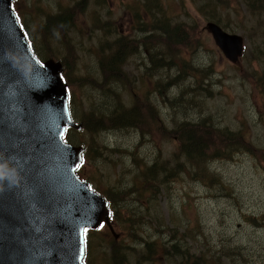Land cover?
Returning a JSON list of instances; mask_svg holds the SVG:
<instances>
[{"label": "trees", "instance_id": "1", "mask_svg": "<svg viewBox=\"0 0 264 264\" xmlns=\"http://www.w3.org/2000/svg\"><path fill=\"white\" fill-rule=\"evenodd\" d=\"M242 1L246 4L249 13L242 17L241 23L247 20L252 24L253 31L258 32L261 43L256 47V53H258V59L264 60V0ZM144 5L148 7L157 6L166 12L163 0H145ZM142 6L138 2L134 8L139 9ZM230 8L235 9L238 14V0H207L199 6V10L207 20H213L223 28L236 32L237 26L231 22L230 15L223 14V11H228ZM138 16L140 15L138 14ZM170 20V16L160 19L157 24L160 29L152 35L149 34L140 38L137 43H142L143 48L146 47L147 51L151 53L149 57L150 60H153L151 63L155 76H157L156 90L165 102L171 104L173 118L179 117L175 120L174 128L169 130L165 126L160 115L147 100L146 94L144 96L137 95L138 99L137 101L135 99V105L126 108L120 96H117L116 99L114 93L111 94L110 91L108 96L113 101L112 107L103 108L104 105L99 112L91 109L86 113L84 126L92 134L90 141L86 143L87 154L99 153L100 155V149H108L107 152L111 155L122 153L127 154L131 159L128 165L123 164L119 177V180L127 177L131 185L127 188L109 186L106 189V195L115 206V220L118 222L121 231L132 238H137V240L142 239L144 252L139 250L138 264L143 262L156 264L163 257L174 258L180 264H264V259L251 262L253 256L264 253V245L262 244H259V250L252 251H247L241 247L244 246L243 244L232 246L224 243L214 247L207 240L204 241L203 245L196 244L192 248L187 246L183 239H191L194 243H200V239L206 238L198 216L194 215L197 207L190 198L182 203L183 211L191 213L189 214L191 219L186 225H184V220L176 214L180 210L172 209L169 217L170 225L166 223L160 211V203L156 199L157 195L166 196L172 190L179 187L184 188L185 177L196 179L208 188H213L216 183L221 189L231 191L229 186H222L217 179H213L216 177L212 174L209 165L216 161L233 159L239 153H249L264 165V148L255 146L248 136L249 134L243 129L234 130L229 126L221 128L215 121V117L202 113L196 117L192 116L193 113L190 114L185 110L187 104L189 107L202 109L201 104L205 102L203 95L196 92L197 89L202 92L204 69L195 66L192 62L193 54L201 45H204V39L200 28L194 29L193 26L186 25L182 21L172 23ZM49 22L51 24V29L49 26L50 31L55 30L65 34L61 24L62 22L67 23V21L54 17ZM137 22L143 25L145 21L137 20ZM149 29H154V27L149 26ZM132 46V42L117 38L115 49L119 51L110 55L105 53L102 56L104 62L120 66L123 61H126L128 49L130 48V52L137 47L131 48ZM121 67L122 65L119 69ZM173 69L177 70V73L172 75ZM113 74L114 72H112ZM115 74L122 79L125 76L120 72ZM188 76L194 78L189 84L186 83ZM253 77L254 81L251 88L264 103V71L259 73V77L256 74ZM181 82L183 86L181 96L177 98V93H171L169 97L170 86L180 85ZM106 83H108V79ZM75 89L74 86H71L73 93H75ZM172 98L174 99L169 101ZM139 105H143L144 108L139 110ZM109 129H137L142 138L147 134L153 139L165 135L168 138H175L177 146L172 156L169 157H163L159 149L158 157L153 164H149V161L142 156L141 144L130 151L128 149L110 148L98 143L95 138L96 134ZM124 158L127 159L126 156L121 155V163L124 162ZM161 190H165V192L162 193ZM187 194L189 196L188 192ZM251 218L248 216L245 219L251 220ZM260 219L264 220V214ZM181 226L184 227V234L175 235ZM147 229H150L149 233L150 235L154 234V237L143 238L144 233L147 235ZM165 234H170V237L175 240L166 244ZM112 246L113 260L111 264H132V260L130 262L128 258L131 245L129 247L123 242L113 240Z\"/></svg>", "mask_w": 264, "mask_h": 264}, {"label": "rangeland", "instance_id": "2", "mask_svg": "<svg viewBox=\"0 0 264 264\" xmlns=\"http://www.w3.org/2000/svg\"><path fill=\"white\" fill-rule=\"evenodd\" d=\"M57 1L58 0H51V4L55 5ZM198 3H202V0H183L181 5H176L173 0H170L168 2V9L169 11H176V15L182 16V18L189 19L190 17V19H196L198 23L204 25L207 22L196 12ZM110 7H113V3H110ZM122 13V10L108 8L107 15L104 13L103 18L110 19V14L118 16ZM127 16L128 13L123 14L118 18L117 22L120 26L119 28L125 31L127 29ZM234 20L239 27L238 33L244 36L246 44L245 56L240 63L234 65L223 57L222 53L215 47L214 41L207 30L204 32L205 45L196 53L195 57H193V63L200 64L206 69H209L208 66L211 64L214 65L213 71H209L211 73V82L213 83L210 84V87L214 92V97L208 98L207 103L210 107L209 111L215 117V121L222 126L228 125L234 129L244 128L251 135L254 142L264 146V111L261 110V103L263 100L251 89V85L254 81V72L264 68V61H259L257 58L254 59L257 55L254 46L256 47L259 44L260 38H258V33L253 31L251 23H238L239 20L237 21L236 17H234ZM27 22L31 25V18H28ZM49 26L51 29L50 22ZM98 34L99 33L95 32V39H97ZM107 35L113 39L117 38L116 33L111 29L108 30ZM92 44L93 39L90 34L84 40V44L80 45L85 49L83 51L81 68L84 73H93L97 75L99 71H97L96 60L88 51L91 49ZM143 57V55H138L130 59L129 63L134 66L136 65V67L140 66V69L145 70V63L147 64V60ZM150 65L151 64L148 66ZM109 87L111 88V86ZM196 92H200L199 94L201 95L205 94L198 89ZM122 95L125 97L124 99L128 101L127 95ZM92 96V98L88 99V104L94 103L100 105L106 103L103 108L107 109L113 105L111 98L106 94L95 92ZM159 105L160 104H156L155 106ZM142 108H144V106L139 105L138 109L142 110ZM76 111L78 113L80 112L77 109ZM189 111L193 113L192 116L197 117L201 110L198 107H189ZM167 112V109H162V116L165 118L170 117L168 114L169 112ZM202 112L203 111H201V113ZM71 134L73 135L72 139L80 137L75 131H72ZM103 138L112 146L132 149L137 144L139 135L134 132L117 131L109 135H104ZM162 149L164 156H168L175 149V145L173 142H163ZM142 152L145 156L150 155L151 158L155 155V150L150 146L148 148H143ZM215 167L228 183L231 184V187H233L234 191L231 192L232 196L226 195L224 192L212 190L214 196L209 197V195H207V188L201 186L200 183L197 184L195 181L190 182V180L185 177L184 181L187 180L184 182V188L179 187L176 190H172L168 192L169 195L166 196L163 194L160 196L157 195L156 199L160 202L162 208L161 212H163L168 219L170 216L168 215V207L171 204V211L172 209L180 210L177 211L176 214L186 223L191 213L184 212L181 204L187 200L186 191H188L192 202L195 203L203 218L211 243L219 242L220 239L225 240L231 238L237 244H243L248 249H258L259 244L264 245V229L245 222L242 211L258 214L264 210V173L261 170L255 169L252 160L247 158V155L240 156L235 163L226 162L220 164L219 162ZM109 169L110 168L106 166V170ZM118 184L122 187L131 185L126 179ZM161 192L163 193L165 190H161ZM182 234V231L177 229L176 235L180 236ZM183 242L187 245L191 244L189 239H183ZM94 253L98 254V250L93 249L92 254ZM108 253L109 250L106 248L103 255L106 260Z\"/></svg>", "mask_w": 264, "mask_h": 264}, {"label": "water", "instance_id": "3", "mask_svg": "<svg viewBox=\"0 0 264 264\" xmlns=\"http://www.w3.org/2000/svg\"><path fill=\"white\" fill-rule=\"evenodd\" d=\"M9 3V0H0V92L8 93L18 89L26 91L22 75L30 79L44 77V74L49 75V78L45 80L48 87L43 86L40 91L38 90L36 97L33 98V105L29 103L32 99L30 94L25 95L27 101L20 103H17L19 102L17 99L5 100L6 105L27 109L25 114L21 112L10 121L11 126L6 128V132L15 133L17 137L14 143L24 148L23 154L15 160L27 158L33 161L37 158L38 152L42 151V148L35 146L38 144L35 141L40 139L42 133L48 127L60 130L69 124L70 119L64 112L68 95L57 76L59 67L52 64L53 71L48 66L45 69L39 67L28 45L19 33L16 34L17 28ZM209 29L216 44L226 56L234 62L237 61L243 51V37L237 34L228 35L212 24L209 25ZM12 61H16L17 67L12 74L5 76L1 69L6 68ZM8 146L10 145L7 144ZM56 150L55 156H52L50 147L46 152H41L42 156H47L53 162L51 165L56 166L60 173H63L61 184L58 183L46 190H62L63 188L78 191L90 209L84 213L81 220L70 212L58 210L55 224L64 234L51 233L47 232L48 229L40 230L39 228L40 217L48 210L43 201L42 191L39 197L31 195L27 198H5L2 222H0V253H17V263L20 262V264H81L80 227L96 225L97 219L101 220L107 216L105 202L88 190H81L82 186L76 183L71 171L76 164V155H80L83 147L73 149L61 145L56 147ZM2 156L4 154L0 153V157ZM30 235L33 236L30 247L23 249L15 247L19 237L23 239Z\"/></svg>", "mask_w": 264, "mask_h": 264}, {"label": "snow or ice", "instance_id": "4", "mask_svg": "<svg viewBox=\"0 0 264 264\" xmlns=\"http://www.w3.org/2000/svg\"><path fill=\"white\" fill-rule=\"evenodd\" d=\"M10 7H11V10H12V14L15 16L16 22L19 23L20 26H21V29H23L24 25H23V23L21 21L20 16L18 14H16L15 4H10ZM25 36H27V33H25ZM61 79H63V77H61ZM64 112L67 114L68 119H71V114H70V111H69V108H68V105L67 104L64 105ZM67 132H68V128L67 127H64L60 131V133H59L60 140L61 141H64L65 144L67 143V139H66ZM10 162H14V159H12V160H10L8 158L0 159V165H3V167H0V174H3V175H11V173L8 171V168H7V165ZM83 162H84V156H83V154H81L80 157H79V163H76L74 165V167L71 168V171L77 172L82 167ZM87 189H88V191H91L94 194H96L95 193V189L92 187V185H90V184L87 185ZM2 191L3 190H0V192H2ZM32 194L35 197H39L40 196V190H39L38 185L35 186L34 192ZM99 227L100 228H103L104 227V224L103 223H100L99 224ZM89 231H90V228L88 226H82L79 229V235H80L79 254H80V258H81V264H83V256H84L85 245H86V235H87V233Z\"/></svg>", "mask_w": 264, "mask_h": 264}, {"label": "bare ground", "instance_id": "5", "mask_svg": "<svg viewBox=\"0 0 264 264\" xmlns=\"http://www.w3.org/2000/svg\"><path fill=\"white\" fill-rule=\"evenodd\" d=\"M117 39V38H116ZM116 39L113 41V44L112 45H110L109 46V50L110 51H108V52H106V54H112V53H115V52H117L116 51V49H115V41H116ZM146 48V47H145ZM146 50H147V48H146ZM201 50V49H200ZM198 53V52H197ZM144 59H145V57H143ZM151 58H153V57H151ZM134 60V59H133ZM151 61H153V60H151ZM155 63V62H154ZM149 65V64H148ZM146 66V65H145ZM155 66V65H154ZM157 66V65H156ZM168 66V65H167ZM159 68H160V66H158ZM157 67V68H158ZM157 70H160V69H157ZM157 73V72H156ZM156 75V74H155ZM159 76V75H158ZM163 77V76H162ZM160 79V78H159ZM162 81H163V79H162ZM163 83V82H162ZM162 85V84H161ZM163 86V85H162ZM164 88V87H163ZM110 93V92H109ZM171 93H173V94H176L177 92L176 91H174V90H171ZM204 95V94H203ZM201 96V95H200ZM127 97V96H126ZM125 98V97H124ZM127 100V99H126ZM156 107V106H155ZM168 113V112H167ZM158 114V113H157ZM169 114V113H168ZM104 137V136H103ZM109 143V142H108ZM111 145V144H110ZM120 148V147H119ZM122 154V153H121ZM150 156V155H149ZM190 178V177H189ZM191 182V181H190ZM237 195V194H236ZM175 200V199H174ZM243 212V211H242ZM179 214H180V212H179ZM181 215V214H180ZM168 217V216H167ZM152 226V225H151ZM155 232V231H154Z\"/></svg>", "mask_w": 264, "mask_h": 264}, {"label": "clouds", "instance_id": "6", "mask_svg": "<svg viewBox=\"0 0 264 264\" xmlns=\"http://www.w3.org/2000/svg\"><path fill=\"white\" fill-rule=\"evenodd\" d=\"M12 179L13 178V176H12V174L11 175H3V174H0V180H2V179Z\"/></svg>", "mask_w": 264, "mask_h": 264}]
</instances>
